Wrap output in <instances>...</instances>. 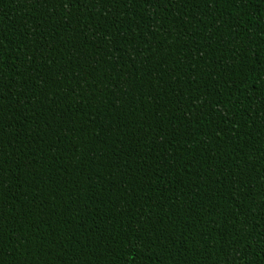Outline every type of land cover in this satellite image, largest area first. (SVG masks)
I'll use <instances>...</instances> for the list:
<instances>
[{
  "label": "trees",
  "instance_id": "obj_1",
  "mask_svg": "<svg viewBox=\"0 0 264 264\" xmlns=\"http://www.w3.org/2000/svg\"><path fill=\"white\" fill-rule=\"evenodd\" d=\"M0 264H264V0H0Z\"/></svg>",
  "mask_w": 264,
  "mask_h": 264
}]
</instances>
